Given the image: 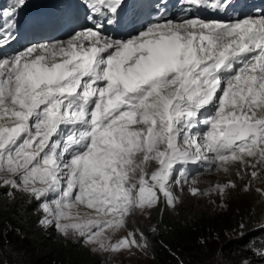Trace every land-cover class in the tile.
Instances as JSON below:
<instances>
[{
  "label": "snow or ice",
  "instance_id": "obj_1",
  "mask_svg": "<svg viewBox=\"0 0 264 264\" xmlns=\"http://www.w3.org/2000/svg\"><path fill=\"white\" fill-rule=\"evenodd\" d=\"M185 5L179 16L161 3L141 21L125 0H82V15L36 21L66 39L10 57L27 0L0 9V188L26 198L39 225L93 252L146 251L127 218L174 209L175 188L192 179L182 166L229 174L238 165L237 176L252 169L253 179L264 172V11L206 20L200 12L234 9V0ZM113 25L123 37L109 35ZM192 184V196L236 187Z\"/></svg>",
  "mask_w": 264,
  "mask_h": 264
},
{
  "label": "trees",
  "instance_id": "obj_2",
  "mask_svg": "<svg viewBox=\"0 0 264 264\" xmlns=\"http://www.w3.org/2000/svg\"><path fill=\"white\" fill-rule=\"evenodd\" d=\"M256 207L253 201L238 196L226 214L187 216L178 210V219L171 220L161 204L155 209L160 216L156 232L145 233L155 253L151 264H179L181 259L183 264H210L205 256L207 248L200 242L215 233L241 232V224L246 225L243 232L249 235L247 241H242L243 246L234 242L218 247L219 264H240L236 253L243 247L250 258L255 257L253 249H264V231L260 230L264 215ZM50 234V230L38 227L34 206L26 198L17 193L13 201L7 190H0V264H104L99 255H92L82 244Z\"/></svg>",
  "mask_w": 264,
  "mask_h": 264
},
{
  "label": "rangeland",
  "instance_id": "obj_3",
  "mask_svg": "<svg viewBox=\"0 0 264 264\" xmlns=\"http://www.w3.org/2000/svg\"><path fill=\"white\" fill-rule=\"evenodd\" d=\"M186 169L188 166H182ZM239 166H233L230 169L229 174H225L220 170H212L209 171L208 174H205L208 171H201L199 165H194L188 171L191 173V178L188 184H185L183 191L179 187L175 188L176 194L181 197L180 203L173 209L165 207L168 219L177 220L178 210H183L186 212L187 216H209L216 217L218 215L226 214L228 210H231L238 196H244L246 200L253 201L257 204L256 210H261V214L264 215V172L259 173V178L253 179L250 175L252 169L247 170V174L243 176H237V170ZM187 170V169H186ZM151 171V169L149 170ZM199 172V174H197ZM177 175H180V172H177ZM228 179L234 181L236 187L234 189H230L226 196L221 197L218 193L210 192L208 195H200V196H192L189 194L188 186L192 184V180H195V184L192 186L197 187L201 192H206L210 188L214 187L217 184L225 183ZM247 188V190H246ZM7 190V188H0ZM260 189L261 191H257ZM253 199V200H252ZM159 213L156 210H151L150 215H144L137 213L135 215H131L127 218V230L136 231L137 239H139V232H143L144 234L147 231L152 233L156 232L158 228V219ZM38 227L44 230H50L51 234L55 237L61 236L54 227L45 228L38 223ZM50 234V235H51ZM127 235V231H120L113 236V240H117L123 236ZM249 235L244 234L243 237L240 236V231L234 233L224 232L222 235L219 233L212 234V236H206L204 241H201V246L205 245L207 250L205 251V256L210 264H219L221 261V256L219 254L218 247L225 245H232L234 242H240L239 246H243L242 241L246 242ZM147 239V238H146ZM68 241L75 240L68 238L65 239ZM52 241V240H51ZM147 250L142 251L139 249H133L132 251H121V252H93L90 247H85L92 255H99L104 264H151L155 260V253L152 244L147 239ZM237 250V249H236ZM243 247L242 251H238L236 253V261L240 264H264L260 258L261 256L255 254V257L250 258L247 255ZM182 256H184V252H180ZM176 254L175 257L176 258ZM184 262L182 259L180 260ZM179 261V262H180ZM180 264V263H179Z\"/></svg>",
  "mask_w": 264,
  "mask_h": 264
},
{
  "label": "bare ground",
  "instance_id": "obj_4",
  "mask_svg": "<svg viewBox=\"0 0 264 264\" xmlns=\"http://www.w3.org/2000/svg\"><path fill=\"white\" fill-rule=\"evenodd\" d=\"M67 37H64V38H62V39H66ZM41 43H43V42H41Z\"/></svg>",
  "mask_w": 264,
  "mask_h": 264
}]
</instances>
